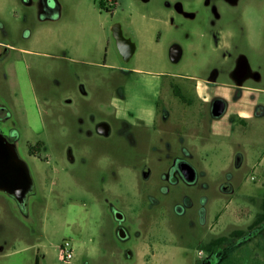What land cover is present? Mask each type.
Wrapping results in <instances>:
<instances>
[{
    "label": "rangeland",
    "instance_id": "rangeland-1",
    "mask_svg": "<svg viewBox=\"0 0 264 264\" xmlns=\"http://www.w3.org/2000/svg\"><path fill=\"white\" fill-rule=\"evenodd\" d=\"M53 1L0 0V133L33 181L25 208L0 189V264H264V0ZM134 67L166 73L150 126L108 111Z\"/></svg>",
    "mask_w": 264,
    "mask_h": 264
},
{
    "label": "water",
    "instance_id": "water-1",
    "mask_svg": "<svg viewBox=\"0 0 264 264\" xmlns=\"http://www.w3.org/2000/svg\"><path fill=\"white\" fill-rule=\"evenodd\" d=\"M50 5H54L53 0H48ZM112 34L115 38L117 48L123 58L128 60L134 53L136 44L130 38L123 34L120 23H114ZM182 49L178 43H173L170 46L169 54L172 60L176 61L180 58ZM248 71L247 62L242 58L236 69L238 77L242 78ZM226 108V102L221 98H215L212 101L211 112L213 116H219ZM99 133L107 135L110 132V126L106 121H102L97 125ZM16 132L12 131L11 136H15ZM181 173L187 181H194L196 178V170L185 160L178 164ZM33 188V181L26 163L18 156L12 142L0 133V189L15 196L22 208L26 206V197ZM115 219L121 224L124 219V214L116 208H113ZM119 237H126L124 226L117 227Z\"/></svg>",
    "mask_w": 264,
    "mask_h": 264
},
{
    "label": "crops",
    "instance_id": "crops-1",
    "mask_svg": "<svg viewBox=\"0 0 264 264\" xmlns=\"http://www.w3.org/2000/svg\"><path fill=\"white\" fill-rule=\"evenodd\" d=\"M119 69L125 71L124 68ZM164 75L166 73L153 69H127L120 86L111 95L107 106L109 114L129 127L136 124L152 125L160 108Z\"/></svg>",
    "mask_w": 264,
    "mask_h": 264
},
{
    "label": "built area",
    "instance_id": "built-area-1",
    "mask_svg": "<svg viewBox=\"0 0 264 264\" xmlns=\"http://www.w3.org/2000/svg\"><path fill=\"white\" fill-rule=\"evenodd\" d=\"M59 256L63 261H68L73 256V244L70 240L64 239L59 245Z\"/></svg>",
    "mask_w": 264,
    "mask_h": 264
},
{
    "label": "trees",
    "instance_id": "trees-1",
    "mask_svg": "<svg viewBox=\"0 0 264 264\" xmlns=\"http://www.w3.org/2000/svg\"><path fill=\"white\" fill-rule=\"evenodd\" d=\"M98 2H99V4H100V6L102 7V0H98ZM174 92L177 94V95H179V96H181L182 97V94L177 90V89H174ZM264 217V212H262L261 213V215H260V217H259V219H261V218H263ZM259 219H257V221L259 220ZM223 239V237H218V238H216V239H214V240H212L210 243H208V245H207V249H212V250H214V252H221V251H223V248H221L220 246V244H221V240ZM35 264H38V259H36V262H35Z\"/></svg>",
    "mask_w": 264,
    "mask_h": 264
},
{
    "label": "flooded vegetation",
    "instance_id": "flooded-vegetation-1",
    "mask_svg": "<svg viewBox=\"0 0 264 264\" xmlns=\"http://www.w3.org/2000/svg\"><path fill=\"white\" fill-rule=\"evenodd\" d=\"M115 2V0H102V8H104V9H108V6H109V4L108 3H114ZM223 2H225V1H217L216 3H215V5H218V4H222L223 5ZM226 3V2H225ZM178 4V6L180 7V4L179 3H177ZM181 9V8H180ZM179 9V10H180ZM1 54V53H0ZM179 167V166H178ZM180 169V168H179ZM113 210V209H112Z\"/></svg>",
    "mask_w": 264,
    "mask_h": 264
}]
</instances>
